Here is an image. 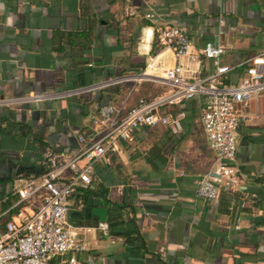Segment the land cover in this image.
<instances>
[{
	"label": "crops",
	"instance_id": "1",
	"mask_svg": "<svg viewBox=\"0 0 264 264\" xmlns=\"http://www.w3.org/2000/svg\"><path fill=\"white\" fill-rule=\"evenodd\" d=\"M168 23L185 29L192 49L224 44L221 62L233 66L227 83L239 81L248 57L264 54V0H0V97L130 77L89 95L0 105V199L15 197L16 178L41 175L52 153L74 152L96 106L114 103L125 112L170 89L163 75L175 56L145 31ZM148 62L154 67L143 78ZM190 67L203 76L213 63ZM201 107L200 97L170 107L185 113L180 134L164 125L138 129L95 164L92 184L82 188L86 207L105 208V218H70L109 224L108 233L86 234L79 255L86 264H264V101L251 103L250 120L237 131L238 187L213 200L196 193L214 160Z\"/></svg>",
	"mask_w": 264,
	"mask_h": 264
},
{
	"label": "built area",
	"instance_id": "2",
	"mask_svg": "<svg viewBox=\"0 0 264 264\" xmlns=\"http://www.w3.org/2000/svg\"><path fill=\"white\" fill-rule=\"evenodd\" d=\"M146 16L153 18L154 14ZM145 31L175 56V64L165 68L163 75L170 89L152 98L140 97L125 112L114 103L96 106L90 115L91 127L76 135L74 152L52 153L50 165L41 175L14 180L12 194L16 199L7 208L1 207L7 197L0 199V264H86L79 256L88 248L86 234L94 230L108 233L109 224L98 221L81 226L70 220L73 206L74 210L83 209L80 199L74 205L70 202L77 188L89 187L95 164L107 160L117 144L130 141L138 129L164 125L171 134H180L185 113L180 109L172 114L168 109L197 97L201 98V122L214 160L197 178L196 193L213 200L221 191L238 187V170L233 164L237 131L250 120L246 109L251 103L264 101V54L248 57L243 62L244 72L239 81L227 83V74L233 66L221 62L225 52L223 43L206 42L192 49L185 29L177 24L149 27ZM204 60L212 61L213 70L198 76L190 64L195 63L200 69ZM153 67L148 62L141 77L150 76L148 70ZM128 79L107 77L71 88L0 97V105L17 108L27 103L89 95ZM66 173L70 176H65ZM36 196L41 201L32 209Z\"/></svg>",
	"mask_w": 264,
	"mask_h": 264
},
{
	"label": "water",
	"instance_id": "3",
	"mask_svg": "<svg viewBox=\"0 0 264 264\" xmlns=\"http://www.w3.org/2000/svg\"><path fill=\"white\" fill-rule=\"evenodd\" d=\"M106 209L103 207H86L82 211L69 212V218L72 219H90L92 215L99 217L100 220H104Z\"/></svg>",
	"mask_w": 264,
	"mask_h": 264
},
{
	"label": "trees",
	"instance_id": "4",
	"mask_svg": "<svg viewBox=\"0 0 264 264\" xmlns=\"http://www.w3.org/2000/svg\"><path fill=\"white\" fill-rule=\"evenodd\" d=\"M155 40H156V38H155ZM154 50H155V41L153 42V45H152V52H154ZM159 158L162 162L166 161V158H164V157H159ZM78 191H80V194H79L80 198L79 199L82 201L83 207H86L87 206V195L89 193V190L82 188V187H78L76 192H78ZM15 199H16V196L13 197L12 199H10L9 201L8 200H6V201L8 202V204L9 203L11 204Z\"/></svg>",
	"mask_w": 264,
	"mask_h": 264
},
{
	"label": "rangeland",
	"instance_id": "5",
	"mask_svg": "<svg viewBox=\"0 0 264 264\" xmlns=\"http://www.w3.org/2000/svg\"><path fill=\"white\" fill-rule=\"evenodd\" d=\"M160 90H161V88H160ZM160 90H159V91H160ZM144 97L149 98V97H151V96H150V95H146V96H144Z\"/></svg>",
	"mask_w": 264,
	"mask_h": 264
}]
</instances>
